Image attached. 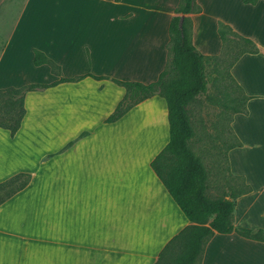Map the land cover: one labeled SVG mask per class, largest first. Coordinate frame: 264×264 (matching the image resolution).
<instances>
[{
	"label": "crops",
	"instance_id": "obj_1",
	"mask_svg": "<svg viewBox=\"0 0 264 264\" xmlns=\"http://www.w3.org/2000/svg\"><path fill=\"white\" fill-rule=\"evenodd\" d=\"M195 6L200 10L184 16L191 23L192 44L202 54H221L219 22L252 40L257 48L255 53L242 54L229 68L232 82L245 99L237 109L240 111H231L229 127L234 143L226 145L225 155L228 172L242 180L244 187L235 198L232 226L251 229L252 233L264 231V0L254 4L241 0H195ZM175 7L168 12L164 24L151 29L144 18L111 16L113 23L115 18L123 22L103 35L104 48L98 54L104 63L114 61L115 44L126 54L124 66H163L156 71L159 75L168 60V25ZM133 20H138L136 26L132 25ZM81 47L92 53L90 42ZM90 64L93 65L91 59ZM71 65L76 66L75 61ZM89 79L94 78L87 76L27 92L81 84ZM100 84L99 89L104 82ZM117 86L121 89L103 123L113 126L124 122L150 104L159 116H166L167 122L165 139L163 121L157 128V147L84 142L90 138L89 131L81 129L78 142L69 139L44 152L29 169L24 164L30 158L24 137L32 123L28 122L31 118L26 110L27 92L25 114L18 130L11 135L0 127V182L20 172L30 175L23 189L0 204V264H154L166 244L190 225L150 166L169 140L165 99L155 94L107 123L104 119L125 94L124 87ZM57 158L61 165L53 172L49 165ZM17 163L22 166L14 169ZM4 249L8 254H4ZM196 264H264V241L235 231H214L205 240Z\"/></svg>",
	"mask_w": 264,
	"mask_h": 264
},
{
	"label": "rangeland",
	"instance_id": "obj_2",
	"mask_svg": "<svg viewBox=\"0 0 264 264\" xmlns=\"http://www.w3.org/2000/svg\"><path fill=\"white\" fill-rule=\"evenodd\" d=\"M179 2L0 0V89L20 88L30 83L48 84L59 76L72 78L91 73L108 77L100 81L89 79L81 84L68 83L48 91L26 93V110L31 118L28 122L32 123L24 137L30 153L25 167L32 169L36 159L44 152L59 147L69 139L78 142L80 139H76L81 129L89 131L90 138L84 142H120L157 147V128L163 121L165 130L162 137L166 138V116H159V111L150 104L136 110L124 122L113 126L103 123V118L111 110L112 100L117 98L121 89L117 83L113 84L112 79H143L149 83L157 78L156 71L163 66H124L126 54L115 44L113 62L104 63L98 53L104 48L103 35L116 30L120 21L115 18L113 23L111 16L119 14L144 18L151 29L156 24L158 27L164 24L172 6H177ZM134 3L145 5V8ZM135 20L132 22L134 26L141 19L136 23ZM84 42H90L91 54L87 48L81 47ZM238 48L236 36L229 35L225 51L216 58L206 60V92L185 107L193 130L188 145L207 171L206 194L210 198L244 190L242 180L228 172L225 155L226 145L234 143L229 127L231 111L241 105L240 93L228 76L229 61ZM34 49L43 51L56 63L59 74L52 72L46 64L35 66L32 62ZM74 61L76 66L71 65ZM170 77H165L164 85ZM101 81L104 86L99 89ZM83 135L85 133L80 136ZM20 163L14 169L21 167L23 163ZM60 165L57 158L49 166L53 172H57ZM4 254H8L7 249H4ZM167 264L174 263L168 261Z\"/></svg>",
	"mask_w": 264,
	"mask_h": 264
},
{
	"label": "trees",
	"instance_id": "obj_3",
	"mask_svg": "<svg viewBox=\"0 0 264 264\" xmlns=\"http://www.w3.org/2000/svg\"><path fill=\"white\" fill-rule=\"evenodd\" d=\"M241 1L254 4L257 0ZM195 10H200L195 6V0H180L174 8L175 15L171 17L168 25V60L155 81L144 84L138 81L112 79L124 87L125 94L113 112L104 119L107 123L114 122L134 105L155 94L162 96L166 101L169 140L151 160L150 166L190 225L166 244L154 264H167L168 261L174 264H196L205 240L214 231L218 233L235 231L241 236L264 241V231L261 229L252 233L251 229L232 226L235 198L239 193H231L229 197L207 196V171L188 145L193 130L185 107L198 95L206 92L205 61L219 56H205L192 44L191 23L184 15ZM181 15L183 17L179 25ZM231 34L238 39L239 48L229 61L230 78L229 68L242 54L257 52L252 40L238 35L228 25L219 22L218 35L222 43V52L225 51ZM32 62L35 66L46 64L52 72L59 74V66L40 50H33ZM167 75L171 77L164 85ZM87 76L97 80L108 78L87 73L72 78L60 76L48 84L30 83L20 88L0 89V127L7 129L11 135L18 130L25 114L24 96L27 91L44 89L60 82L79 81ZM240 97L242 105L245 97L241 94ZM238 108L239 106H236L233 110L240 111ZM243 111L245 112L244 109ZM29 181L30 175L20 172L0 182V204L23 189Z\"/></svg>",
	"mask_w": 264,
	"mask_h": 264
},
{
	"label": "water",
	"instance_id": "obj_4",
	"mask_svg": "<svg viewBox=\"0 0 264 264\" xmlns=\"http://www.w3.org/2000/svg\"><path fill=\"white\" fill-rule=\"evenodd\" d=\"M182 17H183V16L181 15V20H180V22H179V25H181Z\"/></svg>",
	"mask_w": 264,
	"mask_h": 264
}]
</instances>
